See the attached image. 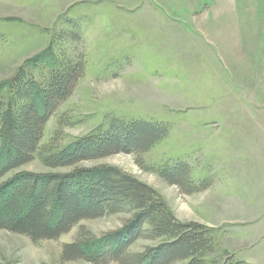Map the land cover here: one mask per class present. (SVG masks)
<instances>
[{
    "label": "rangeland",
    "instance_id": "1",
    "mask_svg": "<svg viewBox=\"0 0 264 264\" xmlns=\"http://www.w3.org/2000/svg\"><path fill=\"white\" fill-rule=\"evenodd\" d=\"M52 49L60 59L83 58L86 71L48 121L41 147H70L115 118L167 124V138L141 156L146 168L126 153L79 166L110 165L133 175L180 220L213 228L217 251L208 263L248 264L239 258L247 242L240 235L256 231L257 220L247 222L241 209L253 204L261 211L255 198L264 195V0H0V85L20 68L42 82L51 68L38 60ZM5 153L2 148L0 166ZM181 161L210 187L187 195L161 177L163 165ZM235 168L237 175L245 170L258 178H233ZM70 170L49 168L37 155L3 181L24 171ZM126 218L86 219L58 239L38 242L0 229V264H95L62 261L63 245L77 240L82 228L100 236ZM153 244L142 239L131 250Z\"/></svg>",
    "mask_w": 264,
    "mask_h": 264
},
{
    "label": "trees",
    "instance_id": "2",
    "mask_svg": "<svg viewBox=\"0 0 264 264\" xmlns=\"http://www.w3.org/2000/svg\"><path fill=\"white\" fill-rule=\"evenodd\" d=\"M70 35L80 38L77 33ZM60 58L52 49L38 60L51 68L42 82L20 68L8 83L0 85V150L6 148L5 161L0 166V229L38 242L58 239L83 220L124 213L128 218L120 228L100 236L82 228L77 240L63 245L61 260L82 259L95 264H218L206 260L217 251L213 228L180 220L153 187L116 166H79L126 153L137 155L139 166L146 168L141 156L167 138V124L115 118L106 130L80 137L70 147H41L48 121L73 95L86 71L83 58ZM37 155L49 168L71 170L24 171L3 181L8 173L32 162ZM158 172L187 195L211 185V181H195L192 167L185 161L163 165ZM142 239L155 244L133 252L131 247ZM222 253L227 255L229 251ZM237 264L244 263L238 260Z\"/></svg>",
    "mask_w": 264,
    "mask_h": 264
},
{
    "label": "crops",
    "instance_id": "3",
    "mask_svg": "<svg viewBox=\"0 0 264 264\" xmlns=\"http://www.w3.org/2000/svg\"><path fill=\"white\" fill-rule=\"evenodd\" d=\"M225 167L227 169V165ZM226 171L229 172V170ZM235 171L238 170L236 168L230 170L231 172L230 176H232L233 178L238 176H248L254 180L258 178L257 174L250 173L248 175L247 172H245V170L243 172L241 171L240 175H237ZM251 186H255V184H252ZM254 196L256 197L258 195H254ZM255 199L256 200L259 199L258 202H260V205L262 207L261 211L260 209L257 210L253 208L254 207L253 204L250 207L245 206L241 209V215H244V219L247 222L257 220V225H256V231L253 232L248 230L246 233L240 235V239L242 240V242L243 241H247V242H245V244L243 243L244 248L242 249V251H240L241 253L239 258H241V260H244L248 264H264V207H263L264 195H262V199L260 196L256 197ZM252 202H255V200ZM234 244L235 243H233V245Z\"/></svg>",
    "mask_w": 264,
    "mask_h": 264
}]
</instances>
